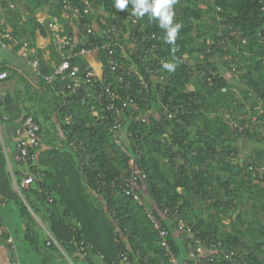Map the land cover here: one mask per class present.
Masks as SVG:
<instances>
[{"label": "trees", "instance_id": "obj_1", "mask_svg": "<svg viewBox=\"0 0 264 264\" xmlns=\"http://www.w3.org/2000/svg\"><path fill=\"white\" fill-rule=\"evenodd\" d=\"M61 2L0 0L11 28L5 23L0 32L18 41L14 51L27 39V57L38 58L41 74L61 58L52 45L46 59L38 49L36 56L28 52L60 17ZM90 2L97 41L109 23L133 15L131 3L118 11L115 0ZM173 10V23L182 24L174 44L165 42L156 20L137 16L133 31L143 26L149 35L121 80L109 70L106 80L65 96L57 83L45 88L38 74L33 105L19 91L0 97L10 148L23 139L15 130L25 118L37 125L35 158L27 168L15 162L17 184L23 169L34 177L19 192L0 143V208L24 218L23 244L41 264H173L147 206L170 215L162 222L177 264H200L188 255L196 246L204 264H264V0H177ZM39 11L47 15L42 21ZM9 68L0 59V72ZM247 143L251 149L242 156L240 144ZM48 234L56 243L47 244ZM8 236L0 217V241L12 259Z\"/></svg>", "mask_w": 264, "mask_h": 264}, {"label": "built area", "instance_id": "obj_2", "mask_svg": "<svg viewBox=\"0 0 264 264\" xmlns=\"http://www.w3.org/2000/svg\"><path fill=\"white\" fill-rule=\"evenodd\" d=\"M75 2L76 3H73L71 0H62V12L60 14L62 21L54 19L50 21L47 26L50 45L53 46L54 50L61 58L59 63L52 62L53 69L50 74H41L37 59L29 62L34 71L37 74H41L44 80L43 86L45 88L53 85V83H57L60 89L59 93L65 96L68 93H76L83 85L87 91V89H89L88 86L94 85L97 78L101 81L106 80V74L110 72L109 70L115 73L121 80L123 74H128L132 70L130 58H132L131 55L135 52L137 54L138 49L136 46L138 42L142 37H147L149 35L148 32H143V26L139 27L140 33L135 34L133 30L138 26V17L126 14L127 18L123 19L121 22H119L118 19L113 23H109L106 30L100 33L101 36L97 41V19L90 17V12L94 14L96 7L91 5L90 0H75ZM117 10L121 11L119 9ZM100 21L103 24L105 23L103 20ZM83 31L87 33H82L79 41L89 36V42L86 45L79 46L81 42L78 41V37L80 32ZM141 32L144 33V35L141 36ZM1 38H10V36L7 32H0V40ZM144 56H146V53ZM137 57L140 58L141 55L139 54ZM74 59L77 61L72 63ZM82 64H84V66ZM97 68L100 70V73H97ZM6 75L7 73L5 71H1L0 79L6 77ZM133 107L136 106L133 104ZM1 120H6V116L2 115L0 117V143L2 152L5 157L7 168L11 172L12 183L16 191L19 192V188L27 187L34 180V177L27 169H23V176L20 183L17 184L9 164L10 161H12L27 168L29 162L35 158L33 149L39 145L36 137L37 125L32 117L29 116L25 118L21 125L15 130V134L23 135V139L12 149L6 143ZM133 162L134 160L131 158L130 163L132 164ZM140 176L144 177V174H140ZM159 212L160 211L153 206H147L145 209V214L153 227L157 230L160 243L163 248L167 250L170 261L173 264H177V258L175 254L171 252L170 245L166 241V237L169 235L168 228H166L162 222V220L165 219L168 223L166 217L170 215H168L167 210H164L161 214L162 217H160L158 214ZM174 218L177 219L179 226L182 225L179 217L174 215ZM7 242L10 243L13 249L12 264H20L13 239L8 237ZM50 242L56 243L51 235L48 234L47 244ZM84 248L85 246L80 242L77 249L83 250ZM188 255L190 258L194 259L195 263L204 264V257L206 255L201 246H196L195 248L189 247Z\"/></svg>", "mask_w": 264, "mask_h": 264}, {"label": "crops", "instance_id": "obj_3", "mask_svg": "<svg viewBox=\"0 0 264 264\" xmlns=\"http://www.w3.org/2000/svg\"><path fill=\"white\" fill-rule=\"evenodd\" d=\"M25 14L26 12H24V15ZM46 16H47L46 13L42 11L36 13V18L38 21H42L44 18H46ZM60 18L61 15L60 17H56L54 19L60 20ZM54 19H52L51 21H53ZM5 23H6L5 30L8 31L11 30L10 26L7 25V22L2 12H0V27L3 26ZM17 42L18 41L16 39H12L10 37L9 39L3 40V42L0 44V59L6 61V63L9 64L10 67L9 71H7L9 78L6 79V77H4L3 78L4 80L0 79V97L4 96L5 94L13 95L15 91H19L22 102H24L25 105H33L34 99H29L30 98L29 96L30 93H33V91L37 89L38 86L37 84L39 81L38 74L31 67L29 63L30 60L27 57V51H28L27 39L22 38L20 47L16 51H14L13 48L17 44ZM49 46H50L49 31L47 32L46 36L37 34L34 43V48H32L30 50V53L28 52V54H34L36 56V52L38 49L40 51H43V58L45 59L49 58V53H50ZM36 59L38 60V58ZM11 90L13 92H11ZM0 217L2 218L9 232L8 237H11L14 240L15 237L9 228L10 225L9 226L6 225V221L4 220V217L2 216L1 213H0ZM23 231H24V225H23ZM8 249L9 248L6 247L4 243L0 241V264H12ZM19 250H20L19 260L21 258L23 261V262L21 261L20 264L21 263L41 264L40 259L35 254L33 249L30 248V246H27L24 243L22 246H20ZM30 254H33L32 257L30 256ZM26 260H31V262H26Z\"/></svg>", "mask_w": 264, "mask_h": 264}, {"label": "clouds", "instance_id": "obj_4", "mask_svg": "<svg viewBox=\"0 0 264 264\" xmlns=\"http://www.w3.org/2000/svg\"><path fill=\"white\" fill-rule=\"evenodd\" d=\"M129 3L133 6V15L144 17L147 14L150 19L158 22L161 29L166 30L165 42L175 43L182 27L181 23H173V5L177 3V0H115V7L125 10ZM163 67L170 72L175 70V65L171 62H165Z\"/></svg>", "mask_w": 264, "mask_h": 264}, {"label": "rangeland", "instance_id": "obj_5", "mask_svg": "<svg viewBox=\"0 0 264 264\" xmlns=\"http://www.w3.org/2000/svg\"><path fill=\"white\" fill-rule=\"evenodd\" d=\"M97 73H100V70L98 68H97ZM11 92H13V91L11 90ZM39 117L41 118V121H42V117L41 116H39ZM43 123H44L45 127L49 129V126H50L49 123L50 122L46 121V122H43ZM252 129H253V127H252ZM11 135H13V133H11ZM240 147L242 148L241 149L242 156L243 155H246L249 152V150L251 149L249 143H247V144H240ZM9 166H10L11 170L13 171V175H14L15 170H18V167L19 166L16 163L12 162V161H10ZM6 167H7V165H6ZM21 168H23V167H21ZM11 182H12V178H11ZM11 184H12L13 189L16 190L14 184L13 183H11ZM7 209H8L7 206H2L0 208V213L4 217V220L6 221V225H8V226L10 225L9 228H10L11 232L13 233V235L15 237L14 240H15L16 245L17 246H22L23 241H24L22 235H23V225H24V221L25 220L16 211L14 212L11 209H10V211H7ZM38 223H39V225H42L39 222V220H38ZM32 255L33 254H30L31 257H32ZM19 261L21 262L22 259L20 258ZM26 262H31V260H26Z\"/></svg>", "mask_w": 264, "mask_h": 264}]
</instances>
